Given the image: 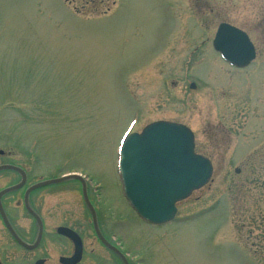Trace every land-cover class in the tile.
Listing matches in <instances>:
<instances>
[{"label":"rangeland","instance_id":"374dc122","mask_svg":"<svg viewBox=\"0 0 264 264\" xmlns=\"http://www.w3.org/2000/svg\"><path fill=\"white\" fill-rule=\"evenodd\" d=\"M224 22L256 47L246 69L213 50ZM156 121L214 169L163 227L118 185L121 143ZM0 146L103 181L152 264H264V0H0Z\"/></svg>","mask_w":264,"mask_h":264},{"label":"flooded vegetation","instance_id":"af4514ba","mask_svg":"<svg viewBox=\"0 0 264 264\" xmlns=\"http://www.w3.org/2000/svg\"><path fill=\"white\" fill-rule=\"evenodd\" d=\"M1 167L0 264H152L99 178L42 171L28 152L2 146Z\"/></svg>","mask_w":264,"mask_h":264},{"label":"water","instance_id":"95a60500","mask_svg":"<svg viewBox=\"0 0 264 264\" xmlns=\"http://www.w3.org/2000/svg\"><path fill=\"white\" fill-rule=\"evenodd\" d=\"M213 48L239 69L256 59L248 35L226 23L218 27ZM119 172L133 210L141 219L162 225L174 219L177 203L209 183L213 168L208 159L195 153L190 129L162 121L128 136L120 149Z\"/></svg>","mask_w":264,"mask_h":264}]
</instances>
